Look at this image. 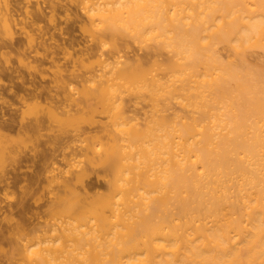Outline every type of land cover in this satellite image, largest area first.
Returning <instances> with one entry per match:
<instances>
[{"label": "bare ground", "instance_id": "bare-ground-1", "mask_svg": "<svg viewBox=\"0 0 264 264\" xmlns=\"http://www.w3.org/2000/svg\"><path fill=\"white\" fill-rule=\"evenodd\" d=\"M17 2L0 0V49L18 28L25 71L8 72L24 85L52 46L39 23L44 5L29 1L25 20ZM74 2L87 57L52 73L62 115L46 106L28 127L86 113L93 126L84 140L78 127L49 136L68 165L74 153L82 163L46 166L48 217L0 228L5 264H264V0ZM13 143L0 149V182L2 158L19 159ZM102 168L106 191H88L86 179Z\"/></svg>", "mask_w": 264, "mask_h": 264}, {"label": "rangeland", "instance_id": "rangeland-1", "mask_svg": "<svg viewBox=\"0 0 264 264\" xmlns=\"http://www.w3.org/2000/svg\"><path fill=\"white\" fill-rule=\"evenodd\" d=\"M16 1H18L17 2V5H19L18 8L20 7L18 11L20 18L23 17L25 20H29L31 16H29L30 14H27V16L26 14H24L26 13L25 8L27 5H30L31 2L36 1V0H16ZM53 1L54 2L62 1L60 4H63V6L58 4V7H62V8H58L57 5L54 8L53 6L54 4H56V2L51 4L50 0H40L41 4L44 5L45 7L46 15L43 18H41V20H39V23L41 22L40 24H42L43 27L48 28L47 29L48 35H49L48 38L50 41L47 40L48 43L46 41V45L47 47L52 46L51 48L53 50L51 48L48 49L49 55L47 56L46 60L42 64V68H43L42 71H40L41 70L40 69L38 71H32V73L30 74V78L32 77L31 80L35 78V80L38 81L39 84L37 83V87L39 89L35 90L36 83H34L35 86L32 84H28V81L30 80V78H29L27 71L24 72V74H26L24 76L26 77L28 75L26 77V80L27 79L29 80L28 81L25 80L26 81V83L24 84L25 86L23 85L24 83L23 78H22L23 80H21V77H18L17 79L14 76L15 78H13V76L9 74L10 70L8 69L10 68L12 69L18 68V70L25 71L23 70L25 69L23 67L24 66L23 63L19 61L17 54H15L17 52L16 50L19 49L18 46L21 48H23L22 46H24L23 38L18 28H15V29L13 28L14 31L12 32V34L13 33L15 34L13 35L14 40L13 39L9 40L11 41L10 43L12 44L10 46L9 45L6 46V49L3 48L4 49L3 52L5 51L4 53L8 57L6 55L5 57L4 53H3V56H4L3 57L2 50L0 49L1 61H3L2 57L7 59V60L4 59L5 61L2 62L4 63L2 64L3 65V67L1 68L2 70L0 69V112H1L0 113V130L2 131V133H4L3 135L6 136L5 142H3L2 147L0 149L2 150L3 148H5L6 146L8 147L9 145L12 146V141H13V142L18 143V144L16 143H13V144L15 146L17 145L16 147L18 149V152H20L19 157H18L19 159H17V161L12 160L15 165L10 164V162L12 163V161L10 160L8 161V158H9L8 156L7 158L6 156H4L7 163L4 160V158H2L3 164L5 166V171L7 172L6 173L7 180L0 182V224H1L0 228H5V227L9 228L10 226H14V223H16V221L17 222L19 221L18 223L21 222L20 224L23 223V225H25L26 227L27 226L33 227L34 225L38 224L40 221L48 217L47 209H48L49 204L51 203V197H50L51 193H49L50 190L49 188H47L49 183L45 179V176H44L45 174L44 170L46 169V166H48L49 168V167H52L53 165L55 166L58 165L59 167L58 168L56 167L58 170L62 172L63 171L66 172V170L68 169L69 170L70 169L72 170V168L76 169L77 166H79L82 163L80 159L81 156L79 158V155L77 156L78 153L77 154L74 153V156H73L74 158H72V160H74L73 163L75 164V166L76 165L77 166L76 167L74 166V164L72 163V160H70V163L72 164L68 165L69 163L68 161L70 158L67 156L69 159L68 161H66L64 157H62L64 156L62 155L63 150L61 149H54V151L52 150L51 148L52 143H50L51 137H52L51 135L58 133L60 131L58 129H61V128L67 129L69 127L70 130L72 128L74 130V129H77L78 127V128L84 129L83 132L85 131L87 133L86 134L84 132L85 135L83 134H82L83 136L81 135L84 140V138H87L86 135L87 136L90 135L89 133L92 128L91 126H93L92 124L88 122L90 121V119L88 118H92L93 114L91 115L90 113L89 114L86 113L84 115L81 114L82 115V116L80 115L81 117H79L78 115L77 116L78 118L76 119L74 118L75 120L72 119L73 120L72 122L68 120L67 124L60 125V126H57L59 123L56 121H52L51 123L48 122V124L44 125V127H41V129H39V132L38 130L37 132L32 131L28 127L34 122L36 117L42 113L43 109L46 106L48 107L53 106L52 108H54L55 111H57V113H59V111H61L60 114L63 112L62 111L63 105H60V102L57 100L59 95H57L56 92H54L55 88H52V86H54V75H52V73L54 74V69H56L55 71H57V69H61L62 66H63L62 67L63 69L65 68L67 70L68 68L69 70L67 71L71 72L75 68L74 65L77 64L76 62H78L79 59L87 57L85 45H88L91 43L87 39L84 38L85 36L80 27L81 22H79V19L82 18L81 11L79 10V6L77 7V11H76V8L73 7L75 6L74 5L75 0H53ZM77 1L80 4L81 0H77ZM51 7L53 8L51 9ZM66 8L68 9L66 10ZM60 9H62V11ZM53 11L56 13H54L55 16L51 18L50 16L52 15L51 13ZM51 20L53 21V23L49 22ZM53 25H55L56 28L53 27ZM50 36H53L52 38L54 37L55 38L52 39ZM20 38L22 39V41H20L18 44L17 42L20 40ZM137 46L138 47L135 46L136 48L134 49V52L138 54H142L144 52L143 48L141 49L139 48V45ZM29 59L33 60L37 64H41V60L38 56L37 57L31 56ZM6 62L8 63V65ZM57 65L59 67H56ZM33 75L34 76L36 75V76L33 77ZM52 76H53V81H52ZM75 78L74 80L72 78L70 80L72 82V85L74 83V86L78 87L77 85L80 84V83H77L79 81V78L76 80ZM15 81L18 83H16ZM41 84H43V86L46 84V88H45L46 90L49 89L47 88V86H49L50 84L51 86L50 88H52L51 93L55 94L56 96L55 95L51 96V95H48V93L46 94L43 91H41L42 90L41 88H43V86L42 87L40 86ZM32 88L34 89V91L32 90ZM18 92L21 95L20 97H23V98H20L18 96L19 95ZM16 93L18 94L17 96H15ZM60 107L62 109H60ZM82 137L80 138L81 140H82ZM10 138H11V142H10ZM4 143H7L6 146ZM78 143L80 142L77 141L76 144ZM50 150H51V153L53 152V154H55L54 158L52 160L45 161L43 158L44 152L45 153L46 151L50 152ZM75 160H78V161H76L75 163ZM64 165L67 167L68 166L70 167H68L67 169L65 168ZM106 179H107L106 172H104L102 168L99 171V173L94 172L93 174H90V176L88 177V179H86V182H85L86 188L89 189L88 191H90L91 189L90 192L94 191L95 193L96 192L100 193L104 190L106 191L107 189ZM2 245L4 246V248H8L9 246V244H7L6 241ZM5 263H6L5 256L0 255V264H5Z\"/></svg>", "mask_w": 264, "mask_h": 264}]
</instances>
